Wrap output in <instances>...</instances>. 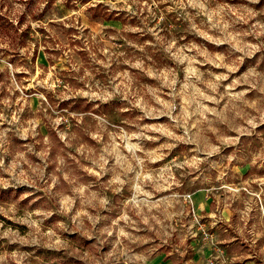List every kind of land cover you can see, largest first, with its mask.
<instances>
[{"label":"rangeland","instance_id":"obj_1","mask_svg":"<svg viewBox=\"0 0 264 264\" xmlns=\"http://www.w3.org/2000/svg\"><path fill=\"white\" fill-rule=\"evenodd\" d=\"M0 264H264V0H0Z\"/></svg>","mask_w":264,"mask_h":264}]
</instances>
